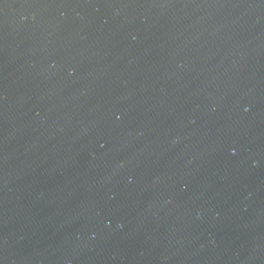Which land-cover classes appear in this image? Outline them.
Here are the masks:
<instances>
[{
    "label": "water",
    "instance_id": "1",
    "mask_svg": "<svg viewBox=\"0 0 264 264\" xmlns=\"http://www.w3.org/2000/svg\"><path fill=\"white\" fill-rule=\"evenodd\" d=\"M0 264H264V0H0Z\"/></svg>",
    "mask_w": 264,
    "mask_h": 264
}]
</instances>
